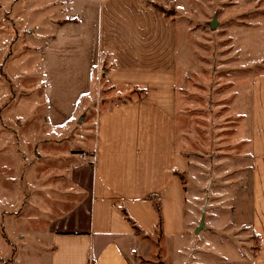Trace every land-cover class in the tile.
I'll return each mask as SVG.
<instances>
[{
	"label": "crops",
	"instance_id": "0c3cea01",
	"mask_svg": "<svg viewBox=\"0 0 264 264\" xmlns=\"http://www.w3.org/2000/svg\"><path fill=\"white\" fill-rule=\"evenodd\" d=\"M12 1V12L24 10V0ZM189 1L33 0L50 135L65 133L77 148L64 157L69 187L49 225L48 264H264V73L249 81V225L233 246L231 230L200 223L189 205L178 148L182 27L157 8L180 13ZM9 21L3 16L0 46L11 36ZM101 72L112 87L143 94L99 110L87 124ZM74 126L78 134L67 138Z\"/></svg>",
	"mask_w": 264,
	"mask_h": 264
},
{
	"label": "rangeland",
	"instance_id": "374dc122",
	"mask_svg": "<svg viewBox=\"0 0 264 264\" xmlns=\"http://www.w3.org/2000/svg\"><path fill=\"white\" fill-rule=\"evenodd\" d=\"M14 2H0V24L6 15L11 29L8 43L0 46L6 48H0V264H48L49 225L62 214L56 210L69 187L64 157L77 148L65 133L50 135L41 53L31 28L33 0H24L19 12L11 11ZM165 12L182 27L178 148L187 160L182 177L189 205L198 209L200 223L211 220L221 231L231 230L234 246L251 215L249 81L264 73V0H191L180 13L174 7ZM98 77L92 85L96 109L87 124L99 110L143 94L112 87L104 72ZM75 128L65 137L75 139Z\"/></svg>",
	"mask_w": 264,
	"mask_h": 264
},
{
	"label": "trees",
	"instance_id": "16d2710c",
	"mask_svg": "<svg viewBox=\"0 0 264 264\" xmlns=\"http://www.w3.org/2000/svg\"><path fill=\"white\" fill-rule=\"evenodd\" d=\"M157 8L166 15V9L163 6L157 5Z\"/></svg>",
	"mask_w": 264,
	"mask_h": 264
},
{
	"label": "built area",
	"instance_id": "2783aa9c",
	"mask_svg": "<svg viewBox=\"0 0 264 264\" xmlns=\"http://www.w3.org/2000/svg\"><path fill=\"white\" fill-rule=\"evenodd\" d=\"M83 159L85 160L86 158H85V157H83Z\"/></svg>",
	"mask_w": 264,
	"mask_h": 264
}]
</instances>
